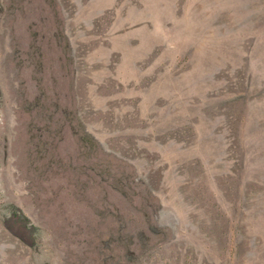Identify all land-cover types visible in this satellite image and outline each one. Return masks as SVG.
<instances>
[{"label":"rangeland","instance_id":"obj_1","mask_svg":"<svg viewBox=\"0 0 264 264\" xmlns=\"http://www.w3.org/2000/svg\"><path fill=\"white\" fill-rule=\"evenodd\" d=\"M0 264H264V0H0Z\"/></svg>","mask_w":264,"mask_h":264}]
</instances>
